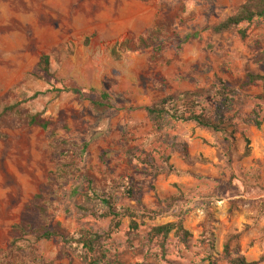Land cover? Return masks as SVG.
Returning <instances> with one entry per match:
<instances>
[{
    "label": "rangeland",
    "instance_id": "obj_1",
    "mask_svg": "<svg viewBox=\"0 0 264 264\" xmlns=\"http://www.w3.org/2000/svg\"><path fill=\"white\" fill-rule=\"evenodd\" d=\"M245 1L0 0V112L18 104L0 118V264H81L60 238L21 237L13 226L103 232L109 198L141 218L134 234L121 220L100 264H264V128L253 123L256 113L264 123V102L262 83L246 84L264 75V23L212 30ZM217 78L236 91L237 132L170 119L153 128L147 106L186 91L209 102ZM34 114L50 128L29 125ZM183 163L196 184L173 171ZM180 193L172 211L154 214ZM178 213L192 236L170 235L161 259L146 234Z\"/></svg>",
    "mask_w": 264,
    "mask_h": 264
},
{
    "label": "trees",
    "instance_id": "obj_2",
    "mask_svg": "<svg viewBox=\"0 0 264 264\" xmlns=\"http://www.w3.org/2000/svg\"><path fill=\"white\" fill-rule=\"evenodd\" d=\"M254 21L264 23V0H246L242 3L235 13L228 16L219 24L214 26L212 30L215 33L227 32L239 28L243 24L250 25ZM242 38L246 37L244 30L239 31ZM194 37L197 35L194 34ZM116 53V49H113ZM42 65L45 72H48L49 59L47 56L42 57ZM255 82L262 83V93L257 95L255 99L264 102V75L247 74L246 84ZM236 91L227 86L221 78L216 79L211 93L209 95L210 101L204 97L203 93L199 91H186L175 95H168L163 97L153 104L145 108V113L152 124L153 128L157 131L163 129L162 124L166 119H170L174 123H192L197 127L207 129L216 134H234L237 132L236 124L233 121L234 117L230 116L231 104L234 101ZM18 104L6 106L0 112L2 114L7 112H14ZM29 125H35L41 129L47 130L51 126V122L40 115L34 114L27 116ZM256 129L264 128L263 120L259 119V115L255 114L253 121ZM234 136V135H233ZM186 147H184L185 151ZM184 155L186 156L185 152ZM151 157L142 161L145 164L151 162ZM150 166V165H149ZM177 174L178 171L173 169ZM128 196L134 199L132 189L129 190ZM97 197V196H95ZM102 200L101 202L106 205L107 211L103 217H110L111 222L106 231L98 232L90 228H79L73 233H65L63 230L48 229L45 226H40L38 229L27 232L22 224L13 226V231L21 234V237L27 234L34 236L35 240L49 241L54 238H60L62 243V254L68 256V251H77V256L81 264H100L107 260L106 243L112 239V235L117 232L121 225V220L127 218L128 233L134 234L138 231V219L141 218L136 210L129 207H117L115 202ZM183 195L170 196L162 201L163 207L158 211H154L155 215L172 211L174 207L183 201ZM144 214H148L150 210L143 208ZM176 220L161 225H154L149 228L146 234V241L151 246H155L159 250L161 259H164L168 253V240L170 235L175 237L179 242L186 243L192 236L191 233L184 227L182 215L178 213ZM20 237L14 238L10 244L11 249H18L17 243ZM210 250L214 249V237L211 235L210 239L206 241ZM203 242V243H204ZM229 245L225 243L224 252H228ZM263 261V257L256 262H247L245 257H236L230 261V264H259Z\"/></svg>",
    "mask_w": 264,
    "mask_h": 264
},
{
    "label": "crops",
    "instance_id": "obj_3",
    "mask_svg": "<svg viewBox=\"0 0 264 264\" xmlns=\"http://www.w3.org/2000/svg\"><path fill=\"white\" fill-rule=\"evenodd\" d=\"M188 153H190L189 151H188ZM187 155V154H186ZM187 157V156H186ZM186 163V162H185ZM176 170L178 171V173L180 174V175H182V176H185L184 178H185V180H194L195 179V184L197 183V178H196V176L197 175H195V172H190V173H187V171H188V168H191V166H189V165H186V164H182V165H176ZM189 172V171H188ZM177 179V178H176ZM177 181V180H176ZM178 182V184L176 183V187H178V189H180V183H181V181L180 180H178L177 181ZM168 198V197H167ZM166 199V198H165ZM184 227H185V223H184ZM186 228V227H185Z\"/></svg>",
    "mask_w": 264,
    "mask_h": 264
}]
</instances>
